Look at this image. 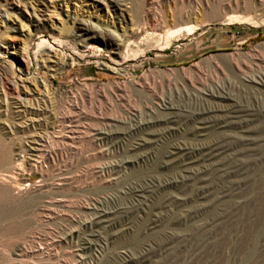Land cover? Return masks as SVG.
<instances>
[{"label": "rangeland", "instance_id": "1", "mask_svg": "<svg viewBox=\"0 0 264 264\" xmlns=\"http://www.w3.org/2000/svg\"><path fill=\"white\" fill-rule=\"evenodd\" d=\"M191 11L190 22H174L173 15ZM229 18L237 22L229 24ZM145 22L153 26H144ZM92 25L99 31L84 30ZM190 25H199V29L186 35L185 28ZM231 61L239 69L223 73L217 68ZM251 76L264 81V0H0V152L12 149L17 154L13 164L0 165V210L17 211L14 216L0 218V264H28L39 259L43 264H63L67 246L48 258L47 241L59 240L84 221L86 203L91 202L79 189L49 192L45 183L61 172L76 175L97 167L108 160L107 152L112 150L114 154L109 156L115 159L126 145V140H122L124 144L117 140L115 146L105 144L100 152L70 131L65 138L68 144L58 135L55 142L49 139L42 151L51 154V159L42 162L43 169H31L35 152L29 141L47 132L39 125L45 124L49 132L55 123L72 131L88 127L116 131L133 116L153 119L163 99L177 102L197 94L205 96L204 90L218 92L233 84L235 93L248 101L254 113L246 123L248 134L259 138L264 136V84L243 86ZM144 77L150 86H162L157 95L160 101L140 87ZM20 102L28 106V112L33 108L39 115L24 112L22 125H32L16 135L20 121L15 114L23 110ZM109 120L113 125L105 126ZM198 125L179 122L163 137L153 136L157 127L144 126L142 137L149 135L152 141L142 147V158L122 170V182L156 175L158 143L208 140L229 131L199 129ZM122 182L106 184L105 194L119 190ZM173 192L180 194V188ZM148 195L142 213L115 228L117 234H103L102 245L99 243L85 264H104L112 256L116 260L112 264H116L122 261L119 255L128 251L136 257V239L143 245L181 217L183 210L198 203L209 213L195 216L177 229L179 233L194 232L190 238L165 249L142 248V264H264V172L214 208H209L216 202L212 196L198 203L179 202L157 217L164 192L155 190ZM216 213L212 224L196 229ZM7 229L13 238L10 248H5L7 236L1 235ZM23 245L27 249L36 245L44 254L37 257L29 248L30 254L18 256L15 253Z\"/></svg>", "mask_w": 264, "mask_h": 264}, {"label": "bare ground", "instance_id": "2", "mask_svg": "<svg viewBox=\"0 0 264 264\" xmlns=\"http://www.w3.org/2000/svg\"><path fill=\"white\" fill-rule=\"evenodd\" d=\"M193 14L194 11L185 14L181 13L179 17L173 15V19L174 22L183 20L190 22ZM9 16L7 15L6 17L10 19ZM233 21L237 22V19L229 18L227 23L230 24ZM245 21L241 22L244 23ZM163 24L167 26L168 20L166 18L163 20ZM144 26L153 25L145 22ZM156 26L161 29L163 27L161 23H158ZM198 29L199 25H190L185 28L186 35L195 34ZM84 30L87 32L99 31L93 25L85 26ZM177 33H180V31ZM205 61L202 62L204 63ZM217 68L223 73L232 72L233 69H239L234 61H231L228 65H223L221 68L217 66ZM147 79V77H144V80L141 82L142 84L140 83L142 86H139L151 92L152 99H158L160 101L157 95L162 86L158 87L156 84L150 86V82L148 81L147 83ZM248 81L249 84L243 82L242 85L245 87L250 85L252 87L253 84L251 83L264 84L263 80H259L255 76L249 77ZM222 87V90L218 92L204 90L205 96L199 97L197 94L196 99L188 97L177 102H172L170 98L167 100L163 99L158 104V108L154 110L157 115L153 119L142 120L140 117L133 116L127 122H123L119 126L120 129L116 131L107 129L106 127L98 130H92L91 127H88L84 131L77 128V130L72 131L63 123H55V125L51 126L52 132H49V128L45 124H38L39 126H43L47 132L43 135L37 134V136H32L29 141L31 143V149L35 152L31 169L40 167L45 159H51V154L43 153V147L46 146L45 144L49 142V139L55 142L56 140L54 138L56 135L63 139L62 142L64 144H68L66 141L69 139L65 138L66 134L71 131L80 135V142L88 141L89 144L101 149L100 152H104L102 150L105 144L110 143L111 146H115L117 140V142L122 140L127 141H125L126 145L122 155H116L115 159L114 156H109V153L114 154L112 150L111 152H107L108 160L97 167H91L87 171L83 170L85 172L77 173L76 175H68L67 172H61L51 182L45 183L46 190L49 192L67 191L73 188L79 189L82 192V196L88 202H91V204L86 203L85 206L84 211L87 217L76 228L64 233L59 240L49 238V241L47 239L48 243L45 253L48 258L54 256V252H57L62 246H67L68 253H66L65 259L61 260L63 264H85L88 258L91 259V253L97 250V247H100L103 234L111 231L117 234V231H114L115 228L124 226L128 222L135 220L142 213V210H144V199L149 196V193L151 194L155 190L164 192L161 202L157 205L158 210L155 212V215L159 217L165 208H170L179 202L183 204L196 201L198 203L200 199H208L212 196L216 202L209 208L217 207L222 199L232 195L235 189L248 182L250 178L253 177L255 179L263 173L264 136L253 138L248 134L249 131L247 128L249 127H246L249 125L246 123L251 122L250 117L252 118L254 115L253 110L249 107L248 101L241 99L238 91H236L237 94L235 93L236 88H234L233 84H227ZM20 107L23 108L22 112L15 114V118L19 121L23 119L24 112H28V106L26 104L23 105L20 102ZM31 109H29L31 113L29 111L28 114L39 115L35 113L37 110ZM179 122L183 124L196 122L200 124L198 125L199 129L218 127L224 128L226 131L229 129V131L208 140L189 138L183 142H173L169 139L170 141L164 145L158 143L155 146L157 153L156 175L144 179L140 176L133 181L122 182V170L128 164H132L137 159L142 158V147L149 141H152V137L149 135L142 137V128L144 126L146 128L157 127L158 131L153 136L163 137L170 134L174 129L173 125ZM18 123V129L15 131L16 135L25 132V130H30V126L32 125V122L30 125H22L21 121ZM104 124L105 126H110L113 125V122L109 120L104 122ZM156 141L157 139L154 140V142ZM19 148H23V144H20ZM16 155L12 149L1 151L0 165L8 166L9 164H13ZM20 156H17V160H20ZM113 181H121L124 185L113 194L106 195L105 185L108 183L112 184ZM176 188H180V194L173 192V189L175 190ZM48 198L51 201L55 200L53 196ZM78 202L81 203L80 201ZM203 206L202 203H198L195 207L183 210L181 217L177 218L174 222L168 223L166 229L161 230L155 237L143 245L140 239H136L135 245L138 244L137 256L130 255L131 252L128 253L129 251L125 254H120L119 257L121 256L122 261L116 262V264H142V248L143 251H151L155 247L165 249L168 246L182 244L181 242L188 240L194 232L179 233L177 229L181 228L188 220H193L195 216L209 213V209ZM16 214V210H0V218L14 216ZM216 214L204 220L205 222L196 229L202 230L204 227L212 224L218 216V213ZM10 232L7 229L1 233V235L7 236L5 248L10 245L13 239L9 235ZM26 247L25 245L19 247L15 254L18 256H23L26 253L30 254L28 251L30 247L28 249ZM8 248L10 247L8 246ZM30 249H32L37 257L44 254L41 249L36 248V245ZM113 257L115 256L108 258L104 264L115 263L116 260ZM7 259H11V256L7 255ZM47 261L49 262L46 259ZM43 263L44 261L40 259L35 263L28 262V264ZM55 264L59 263L56 262Z\"/></svg>", "mask_w": 264, "mask_h": 264}]
</instances>
